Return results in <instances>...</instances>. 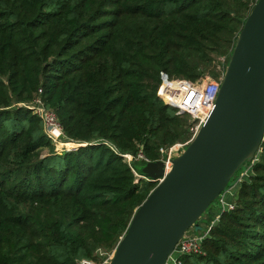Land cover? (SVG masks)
Masks as SVG:
<instances>
[{
  "label": "trees",
  "instance_id": "16d2710c",
  "mask_svg": "<svg viewBox=\"0 0 264 264\" xmlns=\"http://www.w3.org/2000/svg\"><path fill=\"white\" fill-rule=\"evenodd\" d=\"M252 9L247 0H0V264L114 252L157 186L137 182L133 168L145 164L123 155L158 161L191 137L194 120L159 96L161 73L219 80ZM37 97L76 149L56 151L28 107ZM257 159L201 252L176 264H264V141Z\"/></svg>",
  "mask_w": 264,
  "mask_h": 264
},
{
  "label": "water",
  "instance_id": "95a60500",
  "mask_svg": "<svg viewBox=\"0 0 264 264\" xmlns=\"http://www.w3.org/2000/svg\"><path fill=\"white\" fill-rule=\"evenodd\" d=\"M264 141V0L249 13L215 107L196 138L172 160L146 164L157 186L137 208L110 264H168L178 245L227 190Z\"/></svg>",
  "mask_w": 264,
  "mask_h": 264
},
{
  "label": "built area",
  "instance_id": "2783aa9c",
  "mask_svg": "<svg viewBox=\"0 0 264 264\" xmlns=\"http://www.w3.org/2000/svg\"><path fill=\"white\" fill-rule=\"evenodd\" d=\"M247 1L249 2V6L253 8L259 0ZM224 74L219 80L210 78V76H206L193 82L184 79H173L170 78L167 73H161L162 85L159 90V96L164 100L165 103L176 108L178 115L186 114L194 120V124L190 128L191 137L188 141L185 143L175 144L168 149H160V153L162 155L160 160L165 162L166 171L171 169L172 160L176 158L177 155H180V153H182L185 148L196 138L200 129L208 119L210 113L213 111ZM41 92L42 91L40 90V93ZM28 107L31 108L34 113L42 119L46 133L55 144L57 152L73 150L79 146V144L75 143L74 141L66 139L63 127L57 115L54 111L45 107L41 97H37L33 101L32 105H29ZM123 158L131 166L137 163H144L146 165L150 162H153L152 160L145 157L142 152H140L138 155L128 153L123 155ZM133 171L135 173L137 182H139L141 179L149 180L144 178L143 175L134 170V168ZM249 173L250 172L244 175L248 177ZM243 180L244 179H242V181ZM225 193L227 194V190L219 198L223 212L234 209V205L232 204L234 194L230 193L229 197H232L230 199ZM219 217L220 216H218L214 221H211V225H209L205 234L195 237L187 236L186 234L178 245L179 249H177L171 256L169 262L172 260L173 264H176L178 257L183 254L200 253L202 242L208 236L210 229L217 223ZM101 254H105V258L100 262H96L94 260H80L78 264H110L114 256V252L111 254Z\"/></svg>",
  "mask_w": 264,
  "mask_h": 264
},
{
  "label": "rangeland",
  "instance_id": "374dc122",
  "mask_svg": "<svg viewBox=\"0 0 264 264\" xmlns=\"http://www.w3.org/2000/svg\"><path fill=\"white\" fill-rule=\"evenodd\" d=\"M219 61L225 62L224 59H220ZM210 78H213V77L210 76ZM46 153H47V151L44 152V154H46ZM258 157H259V155H258ZM141 166L142 165H140L138 163V167L141 168ZM242 168L243 169H242L241 173H239V176L236 177L235 180L234 179L231 180L229 187L227 188V194L225 193L228 196V198H230V199L232 198V197H229L230 193H233V194L236 193V191L238 190V187H239V183L242 181V179L246 178V175H244V174L250 172V169H251L248 165H244ZM220 207L221 206L218 204V200H216L210 206V208L206 211V213L203 214V216L199 222V227L196 228L194 226L193 228H191L190 231H188L187 236H194L195 237V236H201V235L205 234V232L207 231V229L209 227V224L211 225V221L215 220L216 216L220 213ZM101 253H104V252H102V251L99 252L100 257L102 259H104L105 254H101ZM169 264H173V261L171 260L169 262Z\"/></svg>",
  "mask_w": 264,
  "mask_h": 264
}]
</instances>
